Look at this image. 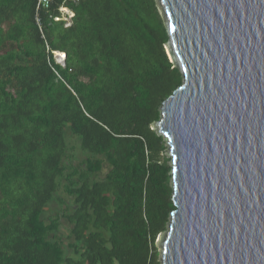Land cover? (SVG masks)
<instances>
[{"label":"trees","instance_id":"1","mask_svg":"<svg viewBox=\"0 0 264 264\" xmlns=\"http://www.w3.org/2000/svg\"><path fill=\"white\" fill-rule=\"evenodd\" d=\"M168 37L155 0H0V264H161L176 207L154 124L182 83Z\"/></svg>","mask_w":264,"mask_h":264},{"label":"water","instance_id":"2","mask_svg":"<svg viewBox=\"0 0 264 264\" xmlns=\"http://www.w3.org/2000/svg\"><path fill=\"white\" fill-rule=\"evenodd\" d=\"M182 83L154 124L171 157L161 264H264V0H155Z\"/></svg>","mask_w":264,"mask_h":264},{"label":"rangeland","instance_id":"3","mask_svg":"<svg viewBox=\"0 0 264 264\" xmlns=\"http://www.w3.org/2000/svg\"><path fill=\"white\" fill-rule=\"evenodd\" d=\"M61 17L65 21V24L69 22V18H68L69 16L67 15V11L61 12ZM155 130H156V128H155ZM156 131L158 132V130H156ZM158 134H160V133L158 132ZM74 137L77 139L76 136H74ZM69 144L72 145V148L75 151L74 154L76 155V157H82V155L80 153V149H79L78 143L75 140H73V139H69ZM165 155L168 156V149L166 150ZM169 157H170V155H169ZM74 162L77 163V160H75ZM106 170H107V168L104 167L103 172H102V175L105 174ZM49 205L50 206H48V209L46 210L45 215H44V218L45 219L53 216V214H55V212H57V210H58L57 207L59 206V205L56 204L55 201H53V203L51 202ZM61 221L62 222H61V226H60L59 231H60V233L63 236L66 237V236L69 235L70 225L68 224V222L65 219H62ZM163 234H165V231H163L162 233H160L157 236V238H156V246H157L158 258H160V251H161V249L158 247V244H159L158 241L163 236Z\"/></svg>","mask_w":264,"mask_h":264},{"label":"built area","instance_id":"4","mask_svg":"<svg viewBox=\"0 0 264 264\" xmlns=\"http://www.w3.org/2000/svg\"><path fill=\"white\" fill-rule=\"evenodd\" d=\"M53 1L54 0H37V10L39 8H47ZM59 11H60V13L67 11V15L69 16L68 17L69 22L65 24V21L62 19L61 15L59 17H54V20L55 21L63 20L64 25L69 26L71 24L74 13L65 6H61L59 8ZM35 20H36V24L38 25V27L40 28V31H41V20H40V16L38 15V13H36ZM52 53H53V58L55 60V63L61 65L62 67H65V58H66L65 53L58 52V51H52Z\"/></svg>","mask_w":264,"mask_h":264}]
</instances>
